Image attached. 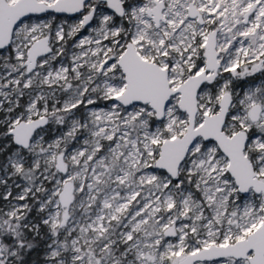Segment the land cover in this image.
I'll list each match as a JSON object with an SVG mask.
<instances>
[{
  "label": "snow or ice",
  "instance_id": "obj_1",
  "mask_svg": "<svg viewBox=\"0 0 264 264\" xmlns=\"http://www.w3.org/2000/svg\"><path fill=\"white\" fill-rule=\"evenodd\" d=\"M0 264H264V0H0Z\"/></svg>",
  "mask_w": 264,
  "mask_h": 264
}]
</instances>
